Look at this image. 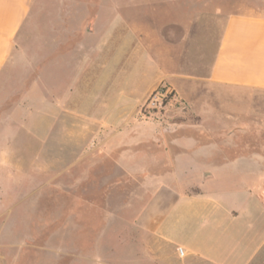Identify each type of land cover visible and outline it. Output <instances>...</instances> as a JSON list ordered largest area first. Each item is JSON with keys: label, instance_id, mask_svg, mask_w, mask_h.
Here are the masks:
<instances>
[{"label": "rangeland", "instance_id": "374dc122", "mask_svg": "<svg viewBox=\"0 0 264 264\" xmlns=\"http://www.w3.org/2000/svg\"><path fill=\"white\" fill-rule=\"evenodd\" d=\"M168 1L33 0L0 78V264H177L135 225L169 154H264L253 93L218 100L192 69L227 14Z\"/></svg>", "mask_w": 264, "mask_h": 264}, {"label": "crops", "instance_id": "0c3cea01", "mask_svg": "<svg viewBox=\"0 0 264 264\" xmlns=\"http://www.w3.org/2000/svg\"><path fill=\"white\" fill-rule=\"evenodd\" d=\"M168 2L183 15L227 14L210 63L194 61L195 80L211 87L218 100V90L240 89L253 93L243 97L253 103V109L264 106V96L259 94L264 93V0ZM234 4L239 10L231 9ZM32 6L33 0H0V78ZM162 78L180 94L181 76ZM226 138L231 148L232 136ZM169 157L174 160L163 165L161 174L171 176L161 177L136 227L164 244L169 249L168 260L177 264H264V154L248 150L184 154L175 149ZM196 157L230 160L207 165ZM183 174L199 175L200 179L185 190Z\"/></svg>", "mask_w": 264, "mask_h": 264}, {"label": "built area", "instance_id": "2783aa9c", "mask_svg": "<svg viewBox=\"0 0 264 264\" xmlns=\"http://www.w3.org/2000/svg\"><path fill=\"white\" fill-rule=\"evenodd\" d=\"M180 253H181V250H180Z\"/></svg>", "mask_w": 264, "mask_h": 264}]
</instances>
